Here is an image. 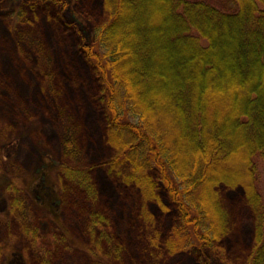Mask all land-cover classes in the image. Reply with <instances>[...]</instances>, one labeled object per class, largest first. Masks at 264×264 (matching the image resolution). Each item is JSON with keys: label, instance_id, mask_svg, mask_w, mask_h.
Instances as JSON below:
<instances>
[{"label": "trees", "instance_id": "1", "mask_svg": "<svg viewBox=\"0 0 264 264\" xmlns=\"http://www.w3.org/2000/svg\"><path fill=\"white\" fill-rule=\"evenodd\" d=\"M102 2L107 20L84 51L101 87L113 149L107 166L138 190L146 221L154 222L148 209L163 206V192L177 210L169 234L161 241L156 233L154 246L169 254L217 252L231 231L220 190L241 188L253 212L245 264H264V0ZM142 23L147 27L135 29ZM59 175L61 188L70 185L96 202L91 169L62 163ZM88 217V232L109 242L106 215L92 209ZM26 235L50 264L38 228ZM62 241L52 236L53 244Z\"/></svg>", "mask_w": 264, "mask_h": 264}, {"label": "rangeland", "instance_id": "2", "mask_svg": "<svg viewBox=\"0 0 264 264\" xmlns=\"http://www.w3.org/2000/svg\"><path fill=\"white\" fill-rule=\"evenodd\" d=\"M106 20L102 0H0V264H46L29 228L47 243L50 264H245L253 212L241 188L220 190L231 231L217 252L169 254L154 246V236L160 232L163 241L169 234L175 205L163 192V206L148 209L154 222L146 221L138 190L108 168L113 149L101 87L84 51ZM62 163L91 169L95 205L70 185L61 188ZM18 198L22 205L15 208ZM92 209L109 219V242L99 244L88 232ZM54 234L63 241L53 244Z\"/></svg>", "mask_w": 264, "mask_h": 264}]
</instances>
